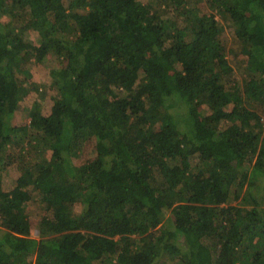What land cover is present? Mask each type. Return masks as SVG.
<instances>
[{"label":"trees","instance_id":"1","mask_svg":"<svg viewBox=\"0 0 264 264\" xmlns=\"http://www.w3.org/2000/svg\"><path fill=\"white\" fill-rule=\"evenodd\" d=\"M160 2L0 0V264H264V0Z\"/></svg>","mask_w":264,"mask_h":264},{"label":"rangeland","instance_id":"2","mask_svg":"<svg viewBox=\"0 0 264 264\" xmlns=\"http://www.w3.org/2000/svg\"><path fill=\"white\" fill-rule=\"evenodd\" d=\"M155 1H156L157 5L159 6V8L156 7L157 14L158 15L161 14L163 18H166L167 17L166 15H168L166 12V11H168L167 8H165L164 5L161 4V2H160L161 0H155ZM189 2L188 3L190 6H194V7L198 8L200 11H202V9L205 8L202 0H189ZM215 19L219 22V24H220L219 26L222 27L220 37L222 38L223 41H225V50L227 51L226 54L230 60V64L236 70V73H237L239 81H240V85H242V83L245 79L244 70H245L246 65L244 63L243 57H239L241 55H239V56L237 55L238 52H240L241 46L238 43H236L233 39L235 27L229 21V18L226 16H221L219 14H216ZM32 72L35 73V74L31 75V77H30V81H32V82H34L33 80L37 79L38 76L43 77L42 72L39 73V69H37L36 66H34ZM47 99H49V98H47ZM250 103H251V101H250ZM252 105H253V107H255L257 104L251 103V106ZM19 118L22 119L23 121L24 120L28 121V119L25 118L24 113L21 114L19 116ZM39 203H40V197H36L35 202L30 203L29 207H27V209H26V212L27 213L40 212ZM167 213H169V211H167ZM158 226L156 228H158ZM33 236L38 238L39 237L38 232L34 231ZM27 259H28V261H30V264H34V255H30Z\"/></svg>","mask_w":264,"mask_h":264}]
</instances>
